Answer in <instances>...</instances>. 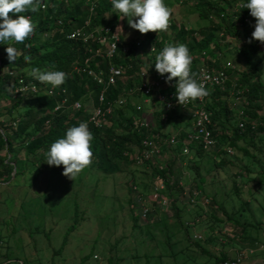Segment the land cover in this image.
Segmentation results:
<instances>
[{
  "label": "rangeland",
  "instance_id": "1",
  "mask_svg": "<svg viewBox=\"0 0 264 264\" xmlns=\"http://www.w3.org/2000/svg\"><path fill=\"white\" fill-rule=\"evenodd\" d=\"M172 1L163 0V3L170 9L169 19H174V25L186 24L198 32L200 27L208 24L186 3ZM122 17L123 14L111 6L98 25H112L119 33L120 41L129 46L140 32L131 29L127 18ZM170 25L166 30L149 32L150 39L146 43L161 38V45L152 54L147 55L146 43L132 50L135 52L132 61L135 59L138 67H155V57L166 45H186L171 38L173 29ZM232 40H217L221 45L213 48L221 50L223 57L234 65L233 74L229 75L231 83L238 84V75L234 72L244 70L249 62L259 67L263 82L261 98L249 107L250 114L247 110L244 114L247 121L255 123V130L238 138L237 147L225 144L220 135L215 139L220 145L210 147L201 156L189 152L181 158L177 152L174 157L170 146L149 163L133 164L129 159L119 161V170L113 173H102L89 164L72 178L73 181L62 175L64 169L61 168L58 173L37 171L27 155L20 152L19 166L11 172L17 169L15 178L0 185V230L2 237L6 236L0 240V254H7L9 261L19 258L17 264H214V257L231 256L232 251L246 261L250 249L252 256H263L264 251L259 248L264 246V44L260 43L257 51L247 54L248 61L241 53L247 51L245 47L238 51L235 46L239 47L240 41ZM163 41L165 46H162ZM241 44L246 46L245 42ZM210 48L203 50L207 53ZM134 72L128 71L122 77L117 94L123 96L124 103L138 104L144 112H149L151 104L154 108L160 107L161 103L153 97L154 100L151 97L144 100L141 96V101L136 93L127 96L123 93L126 84L128 87L133 85ZM90 98L89 95L84 100L85 110L90 109ZM244 101V95L238 98L237 108L243 110ZM4 104L1 98L0 106ZM116 107L119 108L114 105L113 109ZM144 114L155 124V117ZM176 117L170 122L165 120L158 132L161 135L174 133ZM3 120L6 122V118ZM108 124L109 120L105 126ZM232 125L233 119L226 128H232ZM220 132L218 128L217 135ZM4 151L1 149L0 155L6 154ZM163 163L170 164L173 175L181 170L184 190L188 189V182L192 186L199 185L202 193L210 198V207L185 211L187 194L179 195L177 201L182 207L177 210L169 205L172 199L168 196L167 203L157 207L150 200L152 193L147 187L154 168ZM192 163L196 165V172ZM140 192L144 204L151 208L149 216L144 218L139 216L134 204L135 195ZM156 208L166 214L164 220L156 219L161 216L157 215ZM201 229L206 236L203 240L196 243L186 238V233L190 236Z\"/></svg>",
  "mask_w": 264,
  "mask_h": 264
},
{
  "label": "trees",
  "instance_id": "2",
  "mask_svg": "<svg viewBox=\"0 0 264 264\" xmlns=\"http://www.w3.org/2000/svg\"><path fill=\"white\" fill-rule=\"evenodd\" d=\"M177 1L186 3L187 0ZM246 2L247 0H191L192 11H197L198 17L205 19L208 23L206 26L198 29L202 37L195 42L194 35L197 30L194 28L188 29L182 24L181 27L178 26L176 28L174 25L176 22L172 18L169 20L171 21L170 26L174 29L173 36L180 41L191 38V52L196 51L194 48L210 46L211 48L207 51V54L208 58H211L213 62L216 61V57L213 58V55L217 53V50L213 48L217 47V40H226V38L232 40L236 38L240 41V46L237 47V50L239 51L241 50L239 48L245 47L247 51H241V53L248 60L247 54L257 51L256 49L260 42L255 40H252L251 43L248 42L251 40L252 32L254 31L253 25L255 24V19L250 16L249 10L241 6L242 3ZM238 3L241 5H237ZM41 5H43V8H41ZM111 6L112 0H40V6L37 11L21 13V15L29 16L31 22L35 25L33 33L23 43H13L9 40L0 44V99L2 98L5 101V104L0 106V119H2L0 120V129L3 132V136L0 134V150L5 149L4 152L7 154V156L3 153L0 155V185H3L4 182L10 183L15 178L17 169L12 174L11 172L12 168L19 166L20 152H24L27 155L28 159L35 164L37 171L48 170L49 172H57L60 168L63 169V166L47 165V157L43 154H45L44 152L47 153L51 144L57 139L64 138L69 128L79 126V123L87 118L88 110H72L70 108L53 110L59 97L56 95L48 96L44 90L51 84L46 82L41 83L35 79L31 75V70L38 68L42 71L51 70L66 73V80L62 85L57 87L65 88L68 105L76 99L84 101L89 95L93 105L98 104L97 95L102 86L94 84L91 80L84 77L83 74L70 72L71 63L74 60H82L86 55L84 46L78 40L67 39L65 35L70 30L80 27L86 19L89 20L90 26L93 27L102 23L104 12ZM232 8L236 9L233 10ZM221 12L223 13L222 17L219 16ZM232 13L236 17L235 20L231 16ZM239 14L246 17L248 22H244ZM17 15L20 14L14 15L11 12L9 13L12 19H16ZM209 15L215 16V18H211ZM110 26L112 27V25ZM219 32H221L220 35ZM149 35L150 33L147 34L143 43H146L150 39ZM154 41L156 46L161 45V41ZM243 42L246 43V46L241 44ZM8 46L17 49V58L14 63H9L8 61L5 51V48ZM90 46L94 48L95 44L92 43ZM119 55L120 46L118 45L117 52L111 58V62H117ZM25 56L30 57V62L25 60ZM124 57L125 55L122 56V58ZM95 62L103 70L108 64L107 58H103V56L95 57L91 61L93 67ZM216 64L215 67L218 66L217 61ZM138 68L134 59L131 62V70L129 71L134 72ZM10 69L22 75L25 80L32 79L41 88L36 92L14 93L13 89L16 78H11L8 74L7 71ZM233 71L234 69L228 72V74H233ZM234 74L238 75V84L235 83L234 89L241 91V97L245 96L246 106L242 110V118L247 122L245 127L243 129L237 127L239 118L233 108L234 99L230 93L231 89H208L209 95L204 100V106L209 111L210 121L214 122L215 126H217V129H211V137L216 139L221 135V139H225V144L237 147L235 143L238 138L242 137L246 132L255 130V127L254 129H250L248 126V122L250 121L246 120L244 114H246V110L247 114H250L249 107L256 105L255 102L261 98L263 82L261 81L259 67L251 65L250 62L244 70L237 69ZM230 82L232 81L228 77L227 85ZM120 88L119 84L115 87L106 88L103 104L112 102ZM210 95H213L212 98L207 100ZM122 106L114 108L112 113L107 115V120H109L107 126L95 128L91 123L87 124L88 130L93 136V139L90 141L91 151L93 152L90 163L92 168L102 173H113L119 170V161L129 159L135 164L131 157L134 155L133 152L136 154L140 151L139 143L141 138L155 136V134L160 138L159 151L151 159H146L142 163L151 162L154 157L161 154L162 150L170 146H172L170 150L174 152V157L177 152L181 156L191 152L192 147L195 149L194 153L199 156L205 151L201 148V144L187 141L188 151L182 153L180 141L185 137L182 132L176 133L175 138L178 141L174 145H167L166 139L168 135H161L158 132V128L165 122V120H161L160 118L162 110L160 112H152L151 117H155V124L150 121L148 128L136 130L131 127V122L138 118L139 111L128 103H124ZM126 110L130 113L126 114ZM251 115L254 116V113ZM4 118H6V122L3 120ZM14 119H17V123L15 127H12L10 122ZM232 119V128H226L227 123L232 121ZM218 128L221 130L219 135L216 133ZM223 130H227L225 135H223ZM193 170L197 171L195 164ZM181 175V170H177V173L173 175L170 164L163 163L154 168L153 178L147 188L150 187L151 189V186L158 179L163 184L160 192L164 196L169 197L172 193H176V195L184 193L185 186L180 180ZM188 185L191 187L189 182ZM1 238L2 234L0 230V240ZM224 258L225 255L223 254L219 257H214L213 263L218 264ZM1 259L0 264H17L16 259L9 261L7 254H3Z\"/></svg>",
  "mask_w": 264,
  "mask_h": 264
},
{
  "label": "built area",
  "instance_id": "3",
  "mask_svg": "<svg viewBox=\"0 0 264 264\" xmlns=\"http://www.w3.org/2000/svg\"><path fill=\"white\" fill-rule=\"evenodd\" d=\"M237 5H241L238 3ZM43 6V5H42ZM235 10L236 8H232ZM244 22H248V19L244 17L242 14ZM220 17L223 16L221 12L219 14ZM234 20L236 19L233 13L231 14ZM211 18H215V16L209 15ZM171 21L169 20L168 25H170ZM176 24V23H175ZM186 26V24H184ZM240 26V24H238ZM146 34L138 33L137 36L133 38V40L129 43V46L124 45L123 42L120 41L119 33L115 31L110 25H97L90 26L89 20L86 19L80 27L74 28L70 30L65 36L67 39L78 40L82 44H84V50L86 55L80 61H73L71 63V71L78 74H83L84 77L91 80L96 85H101L97 100L98 104H94L90 100V109L88 110L87 118L80 123H91L95 128H102L107 124V115L111 114L113 111V106H122L125 102V99L122 95L117 96L112 102L103 104L105 98V90L109 87H115L121 81L122 77L131 70V62L133 57H135V52L132 50H136L142 47L143 42L145 40ZM221 32H219V35ZM161 41V38L158 40ZM95 44V47L92 48L90 44ZM165 41L162 42V46H165ZM116 44V47H115ZM120 46V55L119 60L117 62H111V58L117 52V46ZM157 46L154 42L146 43L147 55L152 54L154 51H151L152 48L155 50ZM158 50V49H157ZM125 55L124 58L122 56ZM107 58L108 64L106 68L103 70L99 68L98 63L95 62L94 67L91 65V61L95 57ZM198 57L201 59V62L198 64L196 68V74L193 78L196 80L198 85H203L205 89L219 88L220 90L231 89L230 93L233 95L234 99H238L241 97V91L239 89H234V84L229 83L228 81V73L227 70L232 68V64L230 61H225L221 63L218 67H213L208 65V54L202 49L198 52ZM140 65L139 68L134 72L133 85L125 88V94H138L139 96H143L146 98L153 97L157 101L161 103V120H165L167 113L177 105V101L175 99V88L173 85L175 84V78L170 83H165L168 74H164L161 76L155 70V67L151 68H142ZM8 74L11 78H16L15 87L13 89L14 93H25V92H36L39 90L37 83H35L32 79L25 80L22 75H19L14 70H8ZM130 72V71H129ZM164 85H169L171 88L169 91H163L162 87ZM44 92L48 96H58V100L53 107V110L70 108L72 110L85 109L84 101L81 100H73L70 105L67 104V96L65 88L53 87L52 85L45 88ZM231 95V96H232ZM207 96L202 98H197L191 102V100L184 102L182 104H178L181 108H187L190 114V120L192 122V129L184 132L183 139L181 142V152L185 153L188 151L187 141H194L201 144L202 149H207L214 143V139L211 137V121L209 111L204 106V100ZM135 109L140 112V116L131 122V127L133 129L139 130L141 128H148L150 125L151 119H148L144 113H147L149 117H151L152 112L154 110L152 108L149 109V112L141 111L140 105L136 104ZM237 117L239 118L237 122V127L239 129H243L246 125V121L242 118V111L240 108L236 109ZM17 123V119H14L10 122L12 127H15ZM79 123V124H80ZM248 126L250 129H254L255 123L250 121L248 122ZM0 134L3 136V132L0 129ZM176 136L170 135L166 139L167 145H174L176 143ZM140 151L134 154L131 158L134 160L135 164H141L144 160H149L151 157L156 155L159 151L160 146V138L157 134L155 136H145L141 138L140 143ZM163 188V184L158 179L156 183L151 186L150 189V200L155 205L161 207L167 203V196H164L160 189ZM161 193V195H160ZM187 196V200L191 202V193ZM143 194H136L134 198V204L137 207V213L142 218L147 216L149 208L144 204ZM193 238L200 237L198 234H193ZM218 264H239L238 259H230L226 258L221 260Z\"/></svg>",
  "mask_w": 264,
  "mask_h": 264
},
{
  "label": "clouds",
  "instance_id": "4",
  "mask_svg": "<svg viewBox=\"0 0 264 264\" xmlns=\"http://www.w3.org/2000/svg\"><path fill=\"white\" fill-rule=\"evenodd\" d=\"M40 6V0H0V44L6 41L23 43L34 31L35 25L29 16L21 15L25 12H35ZM249 10L251 17L255 19L251 40L264 44V0H247L241 5ZM114 10L123 14L121 19L127 18L128 26L141 34L166 30L170 18V9L165 6L163 0H112ZM17 15L12 19L9 13ZM121 32L122 28L118 27ZM116 47V44H115ZM9 63H14L17 58V49L8 46L5 48ZM151 51H155L154 48ZM30 62V57L25 56ZM192 63L189 49L184 44L166 45L155 57V70L161 76L168 74L165 83H170L175 78L173 85L175 97L180 105L189 100H195L209 95V92L201 84L190 76ZM54 67V66H53ZM31 75L41 83H49L53 87L60 86L66 80V73L62 71L40 70L33 68ZM92 133L86 123H80L77 127L69 128L65 137L57 139L51 144L46 153L47 165L63 166V173L73 181V177L91 163L93 152L90 141Z\"/></svg>",
  "mask_w": 264,
  "mask_h": 264
},
{
  "label": "crops",
  "instance_id": "5",
  "mask_svg": "<svg viewBox=\"0 0 264 264\" xmlns=\"http://www.w3.org/2000/svg\"><path fill=\"white\" fill-rule=\"evenodd\" d=\"M186 4H187V6H189V8H191V2H190V0L188 1H186ZM176 26V25H175ZM178 26H180L181 27V24L180 23H178V25L176 26V28L178 27ZM186 27L188 28V29H191V27L188 25H186ZM204 27V26H203ZM175 31H176V29H175ZM173 32H174V29L172 30V36H171V38L173 37V39L175 40L176 38H174V36H173ZM197 34H199V35H197ZM202 37V34L198 31V32H196V34L194 35V41L195 42H197L198 40H200V38ZM171 38H170V40H171ZM170 40H169V42H170ZM226 40H230V42L231 41H233V40H231V39H229V38H226ZM226 40H224V41H226ZM183 43H186V45H187V47H188V49H189V54H190V56H191V48H190V45H191V38L190 39H188V38H186V40H184V41H182ZM228 42V41H227ZM175 44H177V43H175ZM217 45H221V44H217ZM219 47V46H218ZM236 48H237V46H235ZM194 49H196V51L195 52H193V54H192V57H191V59H192V63L191 64H194V67H190V74H192V76H194L195 74H196V68L198 67V64L201 62V59L198 57V52H199V50L201 49V48H194ZM193 49V50H194ZM197 53V54H196ZM218 53V54H217ZM217 53H215L214 55H213V58L214 57H216V61H217V63H218V66L221 64V63H224L225 61H230L229 59H227V58H224L223 57V53H222V51L221 50H219V51H217ZM216 54H217V56H216ZM209 57V56H208ZM219 57V58H218ZM194 60V61H193ZM210 60V61H209ZM208 60V65L209 66H213V67H215L217 64H216V61L215 62H213V60L210 58ZM230 63H231V61H230ZM232 64V63H231ZM191 66V65H190ZM217 66V67H218ZM191 68H193L192 70H191ZM232 69H234V65L232 64V68H230V69H228L227 70V73L228 72H231L232 71ZM229 75V74H228ZM127 85V88H128V85L129 84H126ZM170 86L169 85H164L163 87H162V90L163 91H169L170 90ZM122 89H123V87H122ZM125 89V88H124ZM172 89V88H171ZM125 92V91H124ZM123 92V93H124ZM120 94V93H119ZM119 94H117L116 95V97L117 96H119ZM125 94V93H124ZM128 94H126V96H127ZM212 96L213 95H210V97L207 99V100H209L210 98H212ZM115 97V98H116ZM140 98H142L141 96H139ZM138 97V98H139ZM242 98V97H241ZM152 100H154L153 98H151ZM175 99H176V97H175ZM234 99V98H233ZM141 101L143 100V98L142 99H140ZM144 100H147V99H144ZM193 100H191V102H192ZM234 104H233V108H234V111H235V113H236V109H237V106H236V104H237V99H234ZM244 104L246 105V101H244ZM155 106L153 105V104H151V106H150V108H154ZM154 110V112H156V111H159L160 112V110H161V106L160 107H157V108H154L153 109ZM241 111H242V108L240 109ZM234 114V113H233ZM237 115V114H236ZM174 116H177L176 118H178L176 121H175V123H174V126H175V128H176V130H175V132L174 133H170V134H167L168 136H170V135H174V136H176V133H180V132H182L183 134H184V132L185 131H187V130H190V129H192V122H191V120H190V114H189V111H188V109L187 108H181L178 104L177 105H175V107L173 108V109H171L168 113H167V119H165V120H167V122H170L172 119H173V117ZM238 116V115H237ZM215 124H213V122H211V129L213 130V128L214 129H217V126H215ZM223 132V134H225L227 131L226 130H223L222 131ZM216 133H217V130H216ZM213 138V137H212ZM214 139V138H213ZM219 146L220 144L219 143H216V140L214 139V143H213V145H211L210 147H213V146ZM214 146V147H215ZM209 147V148H210ZM209 148H207V149H209ZM207 149H203V150H207ZM195 149L192 147V149H191V153H194L195 151H194ZM224 152H225V150H224ZM174 155V154H173ZM198 185H194V186H192L191 185V187H187L188 189H186V190H184L185 192L183 193H181V194H174V193H172L171 195H169V197L168 198H171L172 200H171V202H173L172 204H171V202H170V206H174V208H175V210H177L178 208H180V207H182L181 206V204H179L178 203V199H179V195H182L183 197H184V195H189L190 193H191V202H189L188 200H187V197H186V204L187 205H184L185 206V208H186V210L185 211H189V212H191V211H193V212H195V210H197V209H193L194 207L196 208V207H198V208H200V209H202V210H205V209H207L208 207H210V198L207 196V195H205L204 193H202V191L200 190V188L199 187H197ZM149 189H150V187H149ZM157 206V205H156ZM157 207H159V206H157ZM153 208V207H152ZM160 208V207H159ZM157 209V208H156ZM158 210V209H157ZM151 211V208L149 209V211H148V213H147V216H149V214L151 213L150 212ZM158 214L157 215H161V216H156V219L158 220H160V218H162L163 220H164V216L165 217H167L166 216V214L165 213H163V212H160V210H158ZM163 214V215H162ZM157 220H155V221H157ZM186 223V222H185ZM184 228V227H183ZM185 229H186V226H185ZM184 230V229H183ZM2 234V233H1ZM193 234H198L200 237H198V238H193L192 236H193ZM206 236H205V234L203 233V231H202V229H201V231H193L192 232V234L189 236V235H187V233H186V238H189L190 240H192V241H195L196 243L199 241V240H203L204 238H205ZM3 238H5L6 239V236L4 235L3 237H2V239ZM261 245L262 244H260L259 246L261 247ZM263 248H264V246L262 247V248H259V250H261V251H264L263 250ZM3 253V252H2ZM248 253V257H246V261L245 260H241V257H240V254L239 255H237V253H236V251H232V255L231 256H225V258L224 259H226V258H230V259H238L239 260V264H264V255L263 256H252V249H250L249 250V252H247ZM1 255V254H0ZM224 255V254H223ZM235 255V256H234ZM2 256V255H1ZM16 260H19V258H17ZM223 260V259H222ZM20 261V260H19ZM220 262V261H219ZM218 262V263H219ZM22 263V262H21ZM157 263H158V261H157Z\"/></svg>",
  "mask_w": 264,
  "mask_h": 264
}]
</instances>
